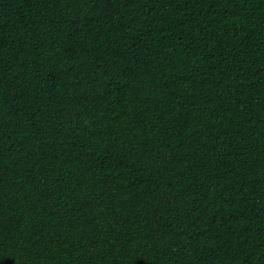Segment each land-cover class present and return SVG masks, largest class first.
Listing matches in <instances>:
<instances>
[{"label": "trees", "instance_id": "trees-1", "mask_svg": "<svg viewBox=\"0 0 264 264\" xmlns=\"http://www.w3.org/2000/svg\"><path fill=\"white\" fill-rule=\"evenodd\" d=\"M0 264H264V0H0Z\"/></svg>", "mask_w": 264, "mask_h": 264}]
</instances>
